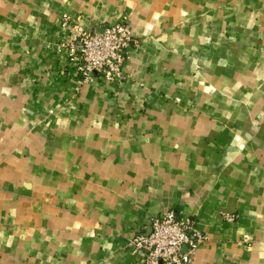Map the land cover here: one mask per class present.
Segmentation results:
<instances>
[{
	"label": "crops",
	"instance_id": "1",
	"mask_svg": "<svg viewBox=\"0 0 264 264\" xmlns=\"http://www.w3.org/2000/svg\"><path fill=\"white\" fill-rule=\"evenodd\" d=\"M124 17L126 77L78 80L77 27ZM170 208L188 264H264V0H0V264H144Z\"/></svg>",
	"mask_w": 264,
	"mask_h": 264
},
{
	"label": "built area",
	"instance_id": "2",
	"mask_svg": "<svg viewBox=\"0 0 264 264\" xmlns=\"http://www.w3.org/2000/svg\"><path fill=\"white\" fill-rule=\"evenodd\" d=\"M135 40L126 21L101 28H78L76 38L69 42L77 64L74 76L82 82L96 78L121 81L126 77L127 49ZM234 220L233 214L225 215ZM194 219L174 208L151 216L144 232L135 235L130 244L143 252L144 264H188L203 239Z\"/></svg>",
	"mask_w": 264,
	"mask_h": 264
},
{
	"label": "rangeland",
	"instance_id": "3",
	"mask_svg": "<svg viewBox=\"0 0 264 264\" xmlns=\"http://www.w3.org/2000/svg\"><path fill=\"white\" fill-rule=\"evenodd\" d=\"M124 21H126V22L129 23L127 17H124V18H122L121 20H118V21L113 22V23L124 22ZM70 22H71V20H70V15H69V14H65V15L63 16L62 23L69 24ZM110 24H112V23H110ZM106 25H107V24H106ZM78 28H80V26H78L77 29H78ZM231 214L234 215L235 213H231ZM234 216L236 217V214H235ZM203 237L205 238V235H204V234H203ZM252 241H253V239H252V236H251L250 234H246V233H245V234L243 235L242 242H243L245 245H248V246L252 245ZM133 249L136 250L134 247H133Z\"/></svg>",
	"mask_w": 264,
	"mask_h": 264
}]
</instances>
